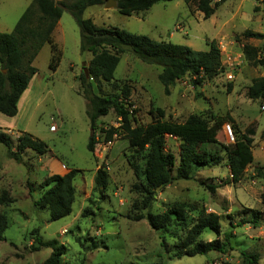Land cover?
<instances>
[{
	"label": "rangeland",
	"instance_id": "obj_1",
	"mask_svg": "<svg viewBox=\"0 0 264 264\" xmlns=\"http://www.w3.org/2000/svg\"><path fill=\"white\" fill-rule=\"evenodd\" d=\"M31 2L0 0V33H12ZM197 2H161L130 17L103 4L87 8L83 17L96 27L117 28L195 51H207L208 44L215 41L222 66L217 76L202 82L185 76L165 95L157 80L160 69L126 53L112 82L101 83L100 91L95 84L92 88L97 96H110L126 86L132 126L148 125L150 110L160 109L163 121L172 123L182 124L190 115H197L210 126L222 120L223 126L233 121L240 132L252 128L253 161L241 181L225 184L230 174L224 148L232 142L222 126L209 137L208 144L222 158L221 164L201 169L192 180L159 189L150 207L144 208L145 155L129 147L112 111L90 130L78 77L84 68L88 70L91 55L80 52L79 29L70 13L63 10L51 35L60 55L58 67L54 72L48 70L50 52L44 46L32 64L37 73L17 104V115L8 118L0 114V128L10 137L13 148L20 136L30 134L48 149L42 156L25 150L20 165L7 158L0 144V195L5 191L13 200L9 206H0V214L8 222L0 242V264H42L51 249L31 253L28 247L36 235L64 247L61 264H243V254H257V264H264V181L258 176V171L264 173V98L252 100L247 95L252 81L264 77V65L251 64L242 52L245 45L256 48V58L264 61V40L243 36L245 31L264 34V0H228L208 19L197 11ZM109 129L117 130L111 142L105 143L101 131ZM91 133L97 141L92 154L86 148ZM165 140V151L175 157V176L180 141L168 136ZM132 165H138V177ZM70 170L77 171L72 212L52 222L44 204L49 189L42 187V182ZM97 170L107 175L105 190H93ZM206 186L215 187L214 192L209 193ZM174 203L186 206L184 225L173 221L158 235L146 220L136 219L148 213L163 214ZM200 211L219 216L220 231L204 230L197 241L218 240L226 244L225 253L190 257L189 249L179 252L178 244ZM253 212L261 214L257 228L249 224L237 227L240 221L251 220Z\"/></svg>",
	"mask_w": 264,
	"mask_h": 264
},
{
	"label": "trees",
	"instance_id": "obj_2",
	"mask_svg": "<svg viewBox=\"0 0 264 264\" xmlns=\"http://www.w3.org/2000/svg\"><path fill=\"white\" fill-rule=\"evenodd\" d=\"M175 0H115L117 12L126 17L133 14L148 11L158 3ZM185 4L196 0H180ZM228 0H198L197 11L202 13L204 19L210 18L216 8ZM105 0H32L24 13L16 23L12 33H0V114L12 118L17 115V104L26 91L31 79L37 73L32 65L37 54L44 46L49 47L50 59L48 70L54 72L58 67L60 55L52 40V33L59 22L63 10L70 13L80 32V52L89 53L91 60L88 66L89 77L80 73L78 77L81 94L86 101V115L90 123V130H95L96 121L108 115L112 111L119 119L123 135L128 141L129 147L137 153L145 155V165L142 172L144 195L142 206L149 208L154 201L155 192L164 189L176 181L192 180L201 169L216 167L221 164L222 158L208 148L209 137L223 126V121L215 120L210 126L207 121L197 115H190L184 123L177 124L163 121L164 114L160 109L150 110L151 122L145 126H132L130 110L127 102L130 90L123 86L113 89L118 93L110 96H97L93 92L92 85L100 91L101 83H110L113 74L123 54L130 53L138 61L145 65L155 66L160 69L157 80L163 93L169 95V89L178 80L185 76L195 78L198 82L212 79L222 70L220 51L215 41L208 44L207 51H195L184 45L171 42L156 41L144 35H137L117 28L96 27L90 19L83 17L87 8L101 6ZM246 39L264 40V34L245 31ZM257 49L243 46L242 52L246 59L253 65H264V61L256 58ZM3 71H5L3 73ZM248 97L252 100L264 98V77L254 79L248 89ZM234 142L224 148L230 179L225 184H237L241 181L245 169L252 163L251 144L254 130L252 128L240 132L236 124L231 121ZM117 129L101 131L104 134V142H111ZM180 141L179 153L176 163L175 176L172 170L175 167V157L165 151L166 137ZM0 144L6 149L8 159L17 164H23V153L31 150L37 156L47 152V146L30 134H24L17 139L13 148L8 134L0 128ZM97 144L95 135L90 134L87 151L93 153ZM135 175L138 177V165H132ZM76 170H70L66 174L52 175L42 182V187L48 188L44 197L50 221H59L70 216L75 200L73 180ZM258 176L264 181V173L258 171ZM95 191L105 190L107 187V175L102 170H97L93 180ZM29 193L32 192L28 184ZM209 193H213L215 187L206 186ZM264 203V195L262 196ZM13 203L7 192L0 195V206H9ZM184 204L174 203L163 214L138 216L137 220H146L149 227L158 235L169 225L176 221L185 224ZM261 214L253 212L249 221H240L237 227L249 224L253 228L259 225ZM7 219L0 214V242L4 241L3 234L7 229ZM204 230L214 234L220 231L219 216L213 213L200 211L194 224L187 230L186 237L178 244L182 254L189 249L188 256H203L210 252L225 253L226 244L218 240L210 242H198V237ZM163 242L161 241V245ZM41 249H51L49 257L42 264H61L64 254L62 245L44 242L36 235L32 244L28 247L31 253ZM243 264H257L258 255L243 254Z\"/></svg>",
	"mask_w": 264,
	"mask_h": 264
},
{
	"label": "water",
	"instance_id": "obj_3",
	"mask_svg": "<svg viewBox=\"0 0 264 264\" xmlns=\"http://www.w3.org/2000/svg\"><path fill=\"white\" fill-rule=\"evenodd\" d=\"M105 8H115L116 7V2L114 0H107L105 2ZM82 66H84V63L82 64ZM5 71H3L4 73ZM83 74L85 75L86 78L89 77V74H88V70L86 68L83 69ZM159 190V189H158ZM157 190V191H158Z\"/></svg>",
	"mask_w": 264,
	"mask_h": 264
},
{
	"label": "built area",
	"instance_id": "obj_4",
	"mask_svg": "<svg viewBox=\"0 0 264 264\" xmlns=\"http://www.w3.org/2000/svg\"><path fill=\"white\" fill-rule=\"evenodd\" d=\"M261 108L264 110V105H262ZM223 128H224V131H225V134H226L227 138H229L231 140V142L233 143L234 142V138H233V133H232L231 126L227 124V125H224Z\"/></svg>",
	"mask_w": 264,
	"mask_h": 264
}]
</instances>
